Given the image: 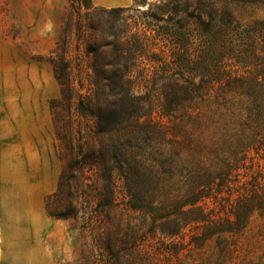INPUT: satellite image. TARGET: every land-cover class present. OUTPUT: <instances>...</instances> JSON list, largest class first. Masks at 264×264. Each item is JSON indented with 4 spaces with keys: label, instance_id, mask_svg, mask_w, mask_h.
Wrapping results in <instances>:
<instances>
[{
    "label": "trees",
    "instance_id": "obj_1",
    "mask_svg": "<svg viewBox=\"0 0 264 264\" xmlns=\"http://www.w3.org/2000/svg\"><path fill=\"white\" fill-rule=\"evenodd\" d=\"M153 1L165 4L150 7L141 32L104 21L120 8L72 0L79 39L90 35L94 97L80 108L95 120L105 206L121 183L129 208L154 216L150 236L174 239L151 252L110 236L105 255L110 264H163L181 253L185 264H264L245 242L253 220L264 230V21L244 25L215 0Z\"/></svg>",
    "mask_w": 264,
    "mask_h": 264
},
{
    "label": "rangeland",
    "instance_id": "obj_2",
    "mask_svg": "<svg viewBox=\"0 0 264 264\" xmlns=\"http://www.w3.org/2000/svg\"><path fill=\"white\" fill-rule=\"evenodd\" d=\"M215 1L218 9H229L244 25L264 21V0ZM90 2L106 10L122 9L120 14L105 15L104 21L117 17V27L137 26L141 32L151 22L145 15L150 7L165 4L153 0ZM85 12L82 7L81 13ZM77 22L72 0H0V126L10 127L13 142L21 141L30 163L37 159L39 168L43 166L39 182L47 192L45 217L62 223L61 240L53 239L62 254L59 264H110L102 243L110 236L126 241L136 238L151 252L161 241L174 239L161 232L150 236L154 216L131 210L121 183L114 192V206H105L110 196L100 147L93 141L95 120L86 105L84 113L80 108L82 100L88 104L94 97L93 59L87 52L90 35L86 32L80 40ZM140 66L152 76L146 59ZM150 151V161L156 162L154 150ZM110 208L115 212L109 216ZM261 225L259 219L253 220L246 233L245 242L255 259L264 253V230L258 235ZM66 251L70 258L64 260ZM186 262L181 253V260L166 257L162 263Z\"/></svg>",
    "mask_w": 264,
    "mask_h": 264
},
{
    "label": "crops",
    "instance_id": "obj_3",
    "mask_svg": "<svg viewBox=\"0 0 264 264\" xmlns=\"http://www.w3.org/2000/svg\"><path fill=\"white\" fill-rule=\"evenodd\" d=\"M10 132L0 126V264H59L62 254L53 239L61 240L62 223L45 217L43 166L37 159L30 163Z\"/></svg>",
    "mask_w": 264,
    "mask_h": 264
}]
</instances>
